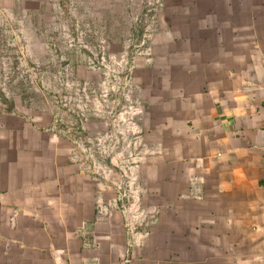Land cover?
I'll return each mask as SVG.
<instances>
[{
  "label": "crops",
  "instance_id": "1",
  "mask_svg": "<svg viewBox=\"0 0 264 264\" xmlns=\"http://www.w3.org/2000/svg\"><path fill=\"white\" fill-rule=\"evenodd\" d=\"M163 1L186 17L139 73L131 207L48 114L0 106V264H264V0Z\"/></svg>",
  "mask_w": 264,
  "mask_h": 264
},
{
  "label": "rangeland",
  "instance_id": "2",
  "mask_svg": "<svg viewBox=\"0 0 264 264\" xmlns=\"http://www.w3.org/2000/svg\"><path fill=\"white\" fill-rule=\"evenodd\" d=\"M18 3L14 13H0V106L15 100L27 121L33 113L48 114L54 124L48 131L72 140L79 161L101 176L106 189L111 175L122 180L119 196L131 207L132 173L125 167L141 165L146 150L135 93L139 73L155 64L159 41L182 40L168 26L186 15L174 16L163 0ZM102 122L96 128L103 131L94 134L93 124ZM109 130L121 137L112 148L116 154Z\"/></svg>",
  "mask_w": 264,
  "mask_h": 264
}]
</instances>
